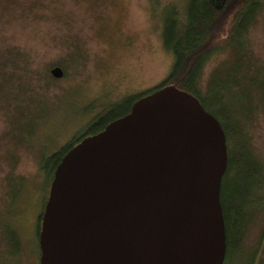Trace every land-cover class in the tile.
<instances>
[{
	"label": "rangeland",
	"instance_id": "374dc122",
	"mask_svg": "<svg viewBox=\"0 0 264 264\" xmlns=\"http://www.w3.org/2000/svg\"><path fill=\"white\" fill-rule=\"evenodd\" d=\"M190 1L0 0V220H8L19 236L18 264H37L35 227L50 184L41 158L60 150L102 108L129 100L125 110L131 98L164 82L173 57L162 32L173 17L177 22L183 17ZM258 2L262 10L245 34L252 58H244L257 72H248L244 92L261 106L249 136L264 166V0ZM229 51L219 50L203 65L204 84L229 60ZM54 67L62 69L61 78L50 75ZM250 78L260 86L253 87ZM25 122L33 130L27 138ZM259 194L264 199V184ZM263 240L259 209L246 249L259 248ZM261 248L264 257V244Z\"/></svg>",
	"mask_w": 264,
	"mask_h": 264
},
{
	"label": "water",
	"instance_id": "95a60500",
	"mask_svg": "<svg viewBox=\"0 0 264 264\" xmlns=\"http://www.w3.org/2000/svg\"><path fill=\"white\" fill-rule=\"evenodd\" d=\"M226 164L219 121L174 85L153 90L61 158L38 264H223Z\"/></svg>",
	"mask_w": 264,
	"mask_h": 264
},
{
	"label": "trees",
	"instance_id": "16d2710c",
	"mask_svg": "<svg viewBox=\"0 0 264 264\" xmlns=\"http://www.w3.org/2000/svg\"><path fill=\"white\" fill-rule=\"evenodd\" d=\"M260 10L262 7L258 0H191L183 17L178 22L173 17L162 32L163 46L173 58L167 78L157 88L174 85L193 95L204 110L219 121L225 135L227 164L220 186L225 229L223 264H232L233 261L237 264H264L261 251L264 240L258 243L259 248L253 251L246 249V235L252 216L259 209H264L261 206L264 199L259 194L264 184V166L254 154L249 136L253 113L261 106L252 105L251 96L244 92L247 74L257 72L255 66H249L248 60L244 61V58H252L245 34ZM227 48L231 57L222 61L204 84L201 80L203 65L219 50ZM249 81L254 84L253 87L260 86L254 78ZM141 97L131 99L125 110L124 105L129 100L116 106L110 105L94 119L87 135L100 132L107 124L127 114L132 103ZM37 104L44 106L42 101ZM27 122L26 138L33 131ZM79 140L74 137L57 152L41 158L42 173L48 181H51L64 154ZM13 189L9 193L12 194ZM39 224L40 215L36 221V239ZM19 243L15 228L8 220H0V249L3 248L0 250V264L19 263ZM37 253L39 256V250Z\"/></svg>",
	"mask_w": 264,
	"mask_h": 264
},
{
	"label": "flooded vegetation",
	"instance_id": "af4514ba",
	"mask_svg": "<svg viewBox=\"0 0 264 264\" xmlns=\"http://www.w3.org/2000/svg\"><path fill=\"white\" fill-rule=\"evenodd\" d=\"M147 93H145V94H142V96H144V95H146ZM131 99H133V98H131ZM124 101V100H123ZM122 102V101H121ZM133 104V103H132ZM131 107V106H130ZM89 109V108H88ZM105 109L106 108H102V111H100L99 113H97L96 115H91L90 116V114H89V116L90 117H88V118H86V121H84V123L82 124V128L80 129V131L79 132H76V134H73V135H71L70 136V139H72V138H80V140H82L83 138H85V137H87V136H89V135H87L88 134V131H89V129H90V125L91 124H93L92 122L94 121V119L96 118V117H98L99 115H101V114H103V112L105 111ZM130 110V109H129ZM97 111V110H96ZM95 111V112H96ZM129 112V111H128ZM93 114V113H92ZM96 134V133H95ZM92 135H94V134H92ZM84 136V137H83ZM90 136H91V134H90ZM83 137V138H82ZM69 139V140H70ZM79 140V141H80Z\"/></svg>",
	"mask_w": 264,
	"mask_h": 264
}]
</instances>
